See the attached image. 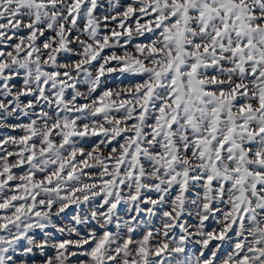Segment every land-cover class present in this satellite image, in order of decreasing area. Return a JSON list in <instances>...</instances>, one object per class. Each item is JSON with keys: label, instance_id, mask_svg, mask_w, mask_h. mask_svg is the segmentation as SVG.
<instances>
[{"label": "snow or ice", "instance_id": "obj_1", "mask_svg": "<svg viewBox=\"0 0 264 264\" xmlns=\"http://www.w3.org/2000/svg\"><path fill=\"white\" fill-rule=\"evenodd\" d=\"M101 7L0 0V264H264V0Z\"/></svg>", "mask_w": 264, "mask_h": 264}, {"label": "rangeland", "instance_id": "obj_2", "mask_svg": "<svg viewBox=\"0 0 264 264\" xmlns=\"http://www.w3.org/2000/svg\"><path fill=\"white\" fill-rule=\"evenodd\" d=\"M100 4L102 5V7L96 12V15L97 16H101L103 14H106L108 13L110 10H111V6L113 4L115 5H119L121 3H124L125 0H99ZM110 26H114V25H110ZM80 27H83V21L80 22ZM117 81H116V78L113 76V77H109L107 78L104 83L107 84L108 86H112L113 84H115ZM80 90L81 91H86V86L84 85H81L80 86ZM100 90H103L102 88ZM69 96H70V92H69ZM21 121L24 120L23 117L20 118ZM9 122H17L15 120H12V121H9ZM20 132L19 130H16V131H12L11 129H0V136L2 135H19ZM175 193L173 192V195ZM154 195V194H153ZM189 196V200H191L192 198V193H189L188 194ZM216 206H219V205H216ZM142 207H147L146 205H142ZM191 207V206H190ZM77 211L80 212V214L83 216V215H86L88 214V212L90 211V208L88 206H82L81 209H77L75 206H70L69 209L66 210V212L64 214H62L61 216L59 217H54V222L57 224V225H60V226H72L74 224V222L72 221V216L75 215L77 213ZM194 212V210H193ZM120 216L122 218H127L126 217V208L124 205H121L120 206ZM145 217H144V214H141L140 216V219L143 220ZM152 223L154 226H159L160 224V215L157 214L156 216L152 217ZM184 219L189 223V224H194L196 223V218H195V215H191V216H185ZM208 224V228L211 229V227L213 226V221L212 220H209L207 222ZM93 226V222H89L88 225H78L77 227H79L81 229V231L83 232H87L88 228ZM112 230L115 231V226L114 224L111 226ZM48 231L50 232H55L54 229L52 228H49ZM176 231L178 232L179 230L176 229ZM57 238H61V234L59 233H56L55 234ZM37 238L39 239L40 238V234L37 233ZM63 238H67V236L65 235ZM72 239H75L76 237L73 235L71 237ZM198 246L196 245H192L190 244L189 245V248L190 249H194V248H197ZM49 254L51 255V250H49ZM223 254V253H222Z\"/></svg>", "mask_w": 264, "mask_h": 264}]
</instances>
